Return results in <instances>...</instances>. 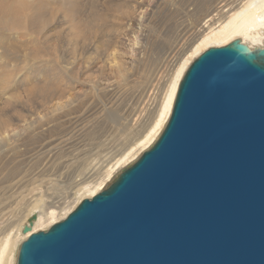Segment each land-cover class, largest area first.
Instances as JSON below:
<instances>
[{"label":"water","instance_id":"obj_1","mask_svg":"<svg viewBox=\"0 0 264 264\" xmlns=\"http://www.w3.org/2000/svg\"><path fill=\"white\" fill-rule=\"evenodd\" d=\"M17 264H264V46L198 56L154 144Z\"/></svg>","mask_w":264,"mask_h":264},{"label":"bare ground","instance_id":"obj_2","mask_svg":"<svg viewBox=\"0 0 264 264\" xmlns=\"http://www.w3.org/2000/svg\"><path fill=\"white\" fill-rule=\"evenodd\" d=\"M174 1L177 2V0ZM158 3L159 0H106V4L104 3L103 6L102 3H99L101 6L98 7H92L91 4L90 12L92 15L89 17L84 13L80 0H0V49H2L1 47L4 48L0 55L5 59L13 60L17 51H24L25 58L38 60L43 58L44 54H49L53 58L52 62L46 63V66L40 65L35 69V73L42 74L41 79L33 80L37 76L28 73L23 81L17 85L15 78L19 68L17 69L14 65V67L10 66L8 60L0 57V95L15 85L22 88L21 91H16L14 88L15 91L12 96L2 99L3 102L1 101V103L8 105L12 101L24 98L32 102L40 100L41 106L47 110L46 116L53 117L57 112H60V119L63 116L65 118H78L84 115L82 116L83 126H79L80 133L83 128L85 131L89 130L88 132L94 134L97 125L107 122L109 116L113 119L117 116V120L111 121L112 123L108 127L100 125L105 131L111 130L120 119L122 123L126 121L123 116L131 115L128 116L129 119L127 118L128 121L131 120L130 118L137 114L139 104L137 107L135 104L141 97H138L140 95L138 88L143 85L144 81L147 82L153 65L151 62L153 57H150L152 50L149 49L152 47L151 41L150 39L146 40L143 34V31H146L142 30V26L150 19L153 8ZM209 4L208 9H205L206 12L204 11L205 14L190 26L187 25V29L184 31V35L189 37V47L183 50V58L179 60V63L177 62L178 64L173 70L161 108L153 124L140 135H136L133 145L127 144L130 146L126 148L127 152H122L116 162L101 173L102 177L81 181L82 183L77 185L79 187L74 192H71L72 188H69V192H67L66 188L68 187L61 180L40 177L30 189L31 193L26 201H23L20 214L16 215L17 217L13 220L14 224L18 223L17 230L6 236L0 243V264H17L15 250L22 240L27 239L33 232L46 230L54 223L66 218L76 208L80 199L86 194L90 198L102 191L113 181L115 175L121 173L119 171H122L133 160H136L141 152L154 144L171 116L180 81L196 57L200 56L210 46H224L238 38L251 47L264 46V0H216L214 4ZM202 9L204 10V8ZM197 11L199 12L200 9ZM107 21L112 24L109 26L110 23L107 24ZM63 22H69L74 29V34L70 35L69 40L73 42V38H76L81 44L89 40L93 34L97 35L100 29L102 32L105 28H107V32H114L113 35L108 32L109 37L113 36L111 37V44L109 43L110 52H107L108 54L106 53L105 56L103 55L104 58L100 61L101 63H98L99 60L96 59L97 64L94 65V69L92 68L93 71L89 77L88 73L85 72L86 77H88V79L85 78V83L89 80V88H83L84 85L79 90L68 93L67 98H65L66 92L69 90L67 88L71 84L70 80H73L70 77L73 75L71 72L74 67L72 69L68 67L66 65L68 61L64 57H61L59 62L57 54L61 44L59 39L57 41L50 35V30L60 26ZM102 22L106 23L101 24ZM149 30L152 29L149 28ZM157 32L159 35V31ZM25 36L28 37L22 39ZM76 59V64L78 60H80L78 62L84 61L85 63L90 61L89 64L94 61V59L87 60L86 58ZM72 62L74 63L73 60ZM73 63L71 64L73 65ZM90 66L88 67L90 68ZM136 74L138 77L135 76ZM87 83L86 85H88ZM128 98L129 100L126 101ZM53 99H57V101L55 100L56 102L51 104L50 101ZM126 106H128V110H125ZM34 109H36L35 106L30 109V112L34 113ZM18 113L19 120L22 119L23 124L19 122L21 124L16 125L17 127L12 130H5L9 126V120L0 113L1 152L16 147L15 143L22 139L21 137L28 126L32 129L42 127L38 125L40 123L36 124L38 120L43 119L38 116V113L37 116L28 120H26L28 115L26 117L25 112L19 110ZM25 117L26 119L23 121ZM127 124L126 121L125 125ZM91 135L86 137L91 139ZM63 139L70 143L68 138L64 137ZM32 214L38 216L33 228L30 232L23 233L21 227L26 224V220L28 222L29 218L27 219V217Z\"/></svg>","mask_w":264,"mask_h":264},{"label":"rangeland","instance_id":"obj_3","mask_svg":"<svg viewBox=\"0 0 264 264\" xmlns=\"http://www.w3.org/2000/svg\"><path fill=\"white\" fill-rule=\"evenodd\" d=\"M80 1L82 3V9L84 10V13L89 17L92 15V12H90L91 4L92 7L101 6V3L102 6L104 3L106 4V0H104V3L103 0ZM215 1L216 0H177L176 2L174 0H159L158 5L153 8L150 19L142 26V30L146 31H143L146 40L150 39L152 45V47H149L150 51L152 50L150 57H153L151 59L153 68L151 67L152 71L150 70L152 75L149 73L151 76L149 75L147 78L148 83L144 81L143 85L138 88L140 94L138 97H141L138 98L137 103L135 104L136 107L139 104L137 108V114L133 118L131 117V120L129 121L128 119L131 115L123 116L124 120H126L128 124L125 125L126 121L122 119V121H124L122 123L120 119L109 131H105L101 126H110L112 123L111 121L114 119L117 120V116H115L114 119L113 117L109 116L107 117V122L102 125L98 124V127L96 126L97 129H95L96 131L93 132L94 134H92V132H88L89 130L85 131L83 128L80 133L79 126H83L84 122L82 120V116L84 115H81V118L68 117V119L67 117L65 118V116H63L64 118L62 117L60 119V112H57L55 115H53V117L49 115L46 116L47 110L41 106L40 100L32 102L24 98L17 101H12L11 104L8 105L1 103L2 99L10 98L15 90H22V88H19L17 85L19 82L23 81V78L28 73L33 76H37L36 79L34 78L33 80L41 79V77H43L42 74L35 73V69L40 67V65L46 66V63L52 62L53 58L49 54H44L42 56L43 58L38 60L25 58L24 51H17L13 60L5 59L2 57V55H0L2 59L9 61L11 64L10 66L14 65L17 67V69L19 68L17 70L18 72L16 71V78L14 76L16 79L15 83L17 85H15V87L13 86L9 88L8 90L6 89L4 93L2 92L0 95V113L9 120V126L5 130L15 129V127L22 123V119L19 120V110L25 112L26 117L28 115V118H23V121L25 119H31L38 114L40 118H43L38 120L36 123H40L38 125L42 126L41 128L32 129L30 126H28V129L25 131L26 134L23 133L21 137L22 139H19V141L15 143L16 147H12L7 151H0V243L6 236L17 230L18 223L14 224L13 220L15 217H17L16 215L20 214V208H22L23 203L31 193L30 189L33 188V186L36 184V181L39 180L40 177L44 176L51 179L61 180L62 182L66 183V186L68 187L66 188L67 192H69V188H72L71 192H74L79 187L77 185L82 183L81 181L102 177L101 173L105 172L106 169L115 163L116 160L121 156L122 152H127L126 148H129L131 145H133L136 135H140L144 130L148 129L153 124L156 119V115H158L159 109L161 108L162 100L169 86L168 82L173 70L175 69L176 64L180 62L179 60L183 58V50L189 47V37L184 35L187 25L190 26L199 17L201 18L205 14L204 11L206 12L208 9L209 2V5H212V3H215ZM202 8H204V10ZM197 9H200V11L198 12ZM109 21H107V24L110 23ZM104 23L102 22L101 24ZM111 24L112 23H110L109 26ZM56 27L50 30V35L57 39V41L59 39V43L61 44L59 47V53L57 54L59 56V62L61 57H64L68 61L66 65L71 69L74 67L71 72V75H73L72 77H70L71 75L69 77L70 79L76 81L70 80L71 84L67 88L69 90L66 92L65 97L67 98L71 91L75 92L84 85L85 87L83 88H89V80L86 81V83L88 82V85H86L85 78L88 79L91 71H93L95 68L94 65L97 64L96 59L99 60L98 63H101L100 61H102V58H104L103 55L105 56L107 52H110L111 37H113L112 35L114 32L108 31L110 34H112L111 37H109L110 34L107 32V28H105L106 30L104 29L105 31L103 30V32L100 29L99 31H101V33L98 31L97 35L93 34L89 40H87L84 44H81L76 38H73V42L69 40L70 35L74 34V29L71 27L69 22H63L60 26L57 28ZM149 28L152 30H149ZM157 31H159V35ZM154 35L158 37L156 38ZM27 37L28 36H25L22 39H26ZM108 38L109 40H107ZM3 45L6 46L5 44ZM146 47H148V45H146ZM1 48L2 49H0V52L3 53L4 48ZM76 58H86L87 60L94 59V61L89 64L90 61L85 63L84 61L78 62L80 61L78 60L77 65L75 63L77 60ZM70 61L73 63V65L70 63ZM90 65L93 66L91 67ZM88 66H90V68ZM76 71L78 74L75 73ZM85 72L88 73V77H86ZM135 76L138 77L137 74ZM14 88L16 89L13 90ZM55 100L57 101V99H53L50 101V103H55ZM127 100H129V98L126 99V101ZM34 106L36 109H34V113H31L30 109ZM43 108L45 111H43ZM125 110H128V106L125 107ZM90 131L92 130L90 129ZM83 132L84 134H82ZM91 134L94 136L92 137ZM90 135L91 139H88L86 136ZM64 137L68 138L70 143L65 142L63 139ZM143 152H141L137 158ZM134 161L135 160H133V162ZM118 175L119 174H117V176ZM117 176L115 175L113 180ZM85 197L87 198L88 195L86 194L82 199H80L78 204L83 199H85ZM28 218L29 217H27V219ZM22 229L23 227H21V230ZM23 241L24 240L21 242L19 241L20 243L15 250L16 261L17 255L19 253L18 248H20Z\"/></svg>","mask_w":264,"mask_h":264}]
</instances>
